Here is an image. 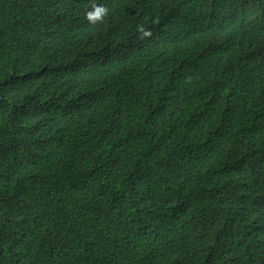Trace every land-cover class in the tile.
Returning <instances> with one entry per match:
<instances>
[{
  "label": "trees",
  "instance_id": "trees-1",
  "mask_svg": "<svg viewBox=\"0 0 264 264\" xmlns=\"http://www.w3.org/2000/svg\"><path fill=\"white\" fill-rule=\"evenodd\" d=\"M0 264H264V0H0Z\"/></svg>",
  "mask_w": 264,
  "mask_h": 264
},
{
  "label": "clouds",
  "instance_id": "clouds-1",
  "mask_svg": "<svg viewBox=\"0 0 264 264\" xmlns=\"http://www.w3.org/2000/svg\"><path fill=\"white\" fill-rule=\"evenodd\" d=\"M128 4H129V0H122V8L124 11L126 10ZM106 11L107 9L101 6H97L94 11L86 14V18L89 20L90 23H95L96 21L102 18V16L106 13ZM139 30L142 31L145 36L149 35V32L144 31L142 28H139Z\"/></svg>",
  "mask_w": 264,
  "mask_h": 264
}]
</instances>
